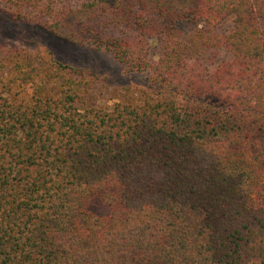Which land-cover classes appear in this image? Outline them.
<instances>
[{"label": "trees", "instance_id": "1", "mask_svg": "<svg viewBox=\"0 0 264 264\" xmlns=\"http://www.w3.org/2000/svg\"><path fill=\"white\" fill-rule=\"evenodd\" d=\"M0 2L150 74L0 52V264H264V0Z\"/></svg>", "mask_w": 264, "mask_h": 264}, {"label": "rangeland", "instance_id": "2", "mask_svg": "<svg viewBox=\"0 0 264 264\" xmlns=\"http://www.w3.org/2000/svg\"><path fill=\"white\" fill-rule=\"evenodd\" d=\"M6 48L40 51L46 58L52 56L63 63L94 71L99 82L89 99L90 104L111 107L150 86L148 72L129 71L108 52L70 44L37 24L16 21L0 2V52L4 53ZM94 208L98 213L104 211L100 202H96Z\"/></svg>", "mask_w": 264, "mask_h": 264}]
</instances>
